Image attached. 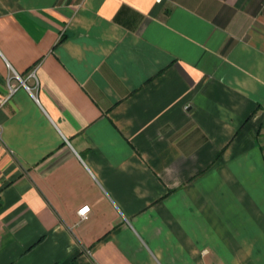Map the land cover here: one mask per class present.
<instances>
[{"label": "crops", "instance_id": "obj_1", "mask_svg": "<svg viewBox=\"0 0 264 264\" xmlns=\"http://www.w3.org/2000/svg\"><path fill=\"white\" fill-rule=\"evenodd\" d=\"M4 98L0 264H264V0H0Z\"/></svg>", "mask_w": 264, "mask_h": 264}, {"label": "built area", "instance_id": "obj_2", "mask_svg": "<svg viewBox=\"0 0 264 264\" xmlns=\"http://www.w3.org/2000/svg\"><path fill=\"white\" fill-rule=\"evenodd\" d=\"M15 77H16L19 81H21V83H22L23 85H25V87H26L29 91L32 92V91L34 90L35 87L29 86V85L26 83V80H25L21 75H19L18 73H15ZM28 78H36V76H35V72H34V71L30 72L29 75H28ZM16 89H17V88H13V87H11V95L16 91ZM11 95H10V96H11ZM6 101H7V98L1 99L0 104L3 105ZM0 140H2V125H1V124H0ZM88 211H89V206L85 205V206L81 207V208L79 209L78 212H79L80 216H82L83 218H85V217L87 216Z\"/></svg>", "mask_w": 264, "mask_h": 264}]
</instances>
